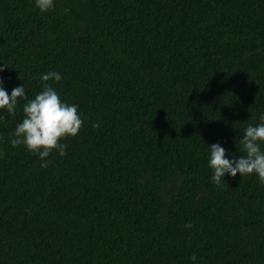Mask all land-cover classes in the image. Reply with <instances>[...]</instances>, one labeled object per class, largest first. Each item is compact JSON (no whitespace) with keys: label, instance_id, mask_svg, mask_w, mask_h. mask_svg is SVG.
<instances>
[{"label":"trees","instance_id":"1","mask_svg":"<svg viewBox=\"0 0 264 264\" xmlns=\"http://www.w3.org/2000/svg\"><path fill=\"white\" fill-rule=\"evenodd\" d=\"M0 64L84 121L41 167L0 111V264H264V184L206 160L264 113V0H0Z\"/></svg>","mask_w":264,"mask_h":264},{"label":"clouds","instance_id":"2","mask_svg":"<svg viewBox=\"0 0 264 264\" xmlns=\"http://www.w3.org/2000/svg\"><path fill=\"white\" fill-rule=\"evenodd\" d=\"M34 6L40 12H47L55 7V0H33ZM67 11V10H66ZM5 66L0 64V71ZM43 82L42 89L34 98L28 99L24 85L12 88L9 93L3 87L0 79V111H6L14 116L18 105V98H23L26 103L22 106L23 118L17 123L10 138L13 147L23 145L25 149L41 160V167L48 166L46 159L56 150L63 156L67 151V144L60 141L68 136H75L83 125L82 114L78 105L64 101L59 92L48 83L49 80L59 82L63 79L61 73L49 71L39 77ZM259 123L248 124L243 129L240 138V151L244 154L231 159L226 156L229 150L220 143H212L207 149V166L211 169V182L219 186L225 174L240 176L255 174L258 181L264 184V113L258 117ZM99 125H94L98 127ZM2 155V153H0ZM186 227H191L187 224ZM195 262L197 256L191 255Z\"/></svg>","mask_w":264,"mask_h":264}]
</instances>
